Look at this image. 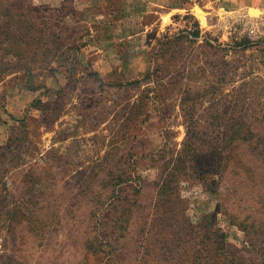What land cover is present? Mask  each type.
<instances>
[{"label":"rangeland","instance_id":"rangeland-1","mask_svg":"<svg viewBox=\"0 0 264 264\" xmlns=\"http://www.w3.org/2000/svg\"><path fill=\"white\" fill-rule=\"evenodd\" d=\"M167 1L0 0V264H264V0Z\"/></svg>","mask_w":264,"mask_h":264},{"label":"crops","instance_id":"crops-1","mask_svg":"<svg viewBox=\"0 0 264 264\" xmlns=\"http://www.w3.org/2000/svg\"><path fill=\"white\" fill-rule=\"evenodd\" d=\"M226 1H229L231 4L235 5L236 7H240L241 3H242L241 0H226ZM167 2L171 5V7H172L171 10H180V9L184 8V7L179 6L178 0H174V1L168 0ZM160 5L161 4L159 2V6Z\"/></svg>","mask_w":264,"mask_h":264}]
</instances>
